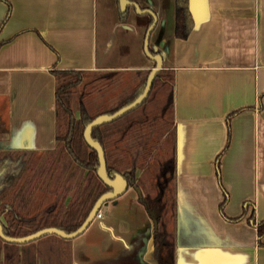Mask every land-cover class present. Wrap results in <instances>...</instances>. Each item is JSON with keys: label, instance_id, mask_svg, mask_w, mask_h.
Wrapping results in <instances>:
<instances>
[{"label": "crops", "instance_id": "obj_1", "mask_svg": "<svg viewBox=\"0 0 264 264\" xmlns=\"http://www.w3.org/2000/svg\"><path fill=\"white\" fill-rule=\"evenodd\" d=\"M136 1L156 14L149 49L172 77L175 264H264V0H188L185 37L175 34V0ZM119 10L118 0H0L1 149L55 147L52 68L154 65L143 50L148 19L142 29ZM133 190L80 234L53 240L67 264H99L102 252L107 264H129L139 244L141 264H154V209Z\"/></svg>", "mask_w": 264, "mask_h": 264}, {"label": "trees", "instance_id": "obj_2", "mask_svg": "<svg viewBox=\"0 0 264 264\" xmlns=\"http://www.w3.org/2000/svg\"><path fill=\"white\" fill-rule=\"evenodd\" d=\"M128 9L129 6L123 11L119 10L121 20L126 18ZM150 21L149 16L147 24ZM192 25L188 0H175V34L185 37ZM148 71L149 69L144 71L138 82L109 112L131 101L142 90ZM51 72L55 79V147L41 151L0 148V220L3 232L7 235H25L46 226L72 231L84 220L96 198L109 189L96 173L97 152L83 136L85 124L95 115L89 113L81 97L78 108L74 109L72 106L74 89L80 84L84 86L88 77L95 80L96 73L71 68H52ZM171 81L169 70L158 69L147 96L139 105L147 103L162 92L164 98L169 100L171 109ZM129 112L92 127L91 135L103 147L108 175L112 176L117 171L127 179L128 185H138L142 181L138 172L146 168L140 155L152 134L144 138L142 132L132 134L129 126L112 127L114 120ZM167 146L165 158H159L157 151L154 153L159 161L155 168V183L159 186L155 202L159 206L152 213L157 221V228L152 233L154 264H175L174 231L168 227L174 210L173 133L167 140ZM152 150L149 148L148 153ZM168 186L172 188L169 203L164 199L165 188ZM139 198L145 203L143 196ZM244 215L242 212L232 219L237 220ZM247 218L254 222L253 208ZM256 227L258 235H264V220H260ZM58 239L64 238L52 233L43 235L36 241L20 244L5 242L0 237V264H52V257L45 256V253L48 254L46 251L52 250L55 251L53 259L56 264H67L68 249L53 242ZM39 241L48 248L35 244Z\"/></svg>", "mask_w": 264, "mask_h": 264}, {"label": "rangeland", "instance_id": "obj_3", "mask_svg": "<svg viewBox=\"0 0 264 264\" xmlns=\"http://www.w3.org/2000/svg\"><path fill=\"white\" fill-rule=\"evenodd\" d=\"M129 11H131L130 15H132V17L134 16V24L137 27L140 26L142 29H145V22L150 15L148 13H138L136 10L133 11L132 7H129ZM126 33L127 34L124 36L125 41L128 44L132 38L133 32L127 31ZM149 63L151 64L149 66H152L153 62ZM145 70L146 69L138 70L131 68L126 70L112 69L97 72L95 74V80L88 77L87 82L84 83V86L80 84L74 89L72 96L73 108H78V101L81 97L91 115L109 112V110L132 89V87L136 84V80L144 74ZM160 93L161 94L157 95L153 99L151 98L147 103L142 105L138 104L134 108L130 109V112L127 115L120 119L114 120L112 124V127L114 128L129 126V131L132 134L135 132H142L144 138L152 134L147 141V146L140 155V160L145 162L146 168L144 167L140 173L138 172L137 168L138 174H141L142 176V181H140L137 185L138 189L140 190V194L136 188L131 192L132 197L135 194L137 197L143 196L146 204L151 209H155L159 206L155 202V196L159 190V186L155 183V168L158 167L159 161L154 157V153L157 151L159 152V158H165V153L168 148L167 140L171 138L173 133L171 109H169L168 102L169 100L167 101L166 98H164V93ZM149 148L153 149L150 153H148ZM171 189V186L165 188L166 195H164V199L168 203L170 202ZM132 197L130 199H133ZM126 200L128 201V199ZM109 201L110 200L104 201L100 206V210L103 211L104 217L107 215L108 205L110 203ZM150 226L152 227V221ZM39 242L35 244L38 246L41 245L44 249L48 248L44 244L42 245V241ZM46 252L48 254L45 253V256H50L53 259L55 251L52 250ZM98 256H100V254ZM105 257L106 256H104L102 252L101 256L97 259V261H100L99 264H107V258Z\"/></svg>", "mask_w": 264, "mask_h": 264}, {"label": "water", "instance_id": "obj_4", "mask_svg": "<svg viewBox=\"0 0 264 264\" xmlns=\"http://www.w3.org/2000/svg\"><path fill=\"white\" fill-rule=\"evenodd\" d=\"M118 4H119V9L122 11L127 6L131 5L135 8V10L138 13H148L151 16V21L148 24L143 37V50L145 54L154 61V65L149 68L142 90L131 101L121 105L112 112L100 113L95 115L84 126L83 129L84 139L89 144V146L95 149L97 152L98 165L96 167V173L99 176V178L107 186H109V189L102 192L96 198L84 220L74 230L67 232L55 226H46L25 235L12 236V235H7L3 232L2 223L0 220V237L5 241L13 242V243H27L45 234H51V233L59 235L63 238H72L84 231V229L89 225V223L95 217L97 210L100 209V206L104 201L114 199L115 197L122 194L127 189L128 186L127 179L120 172L115 171L112 176L108 175L103 147L97 139L92 137L91 130L92 127L96 125L102 124L104 122H108L124 114L125 112L134 108L144 100V98L147 96L151 88L152 80L155 73L157 72L158 69L162 68V56L161 53L159 52H151L148 45L150 32L157 19L153 9L150 6L140 7L136 0H118ZM133 187H135L140 194V190L138 189L137 185H133ZM156 228H157V221L155 218H153V230H156Z\"/></svg>", "mask_w": 264, "mask_h": 264}, {"label": "flooded vegetation", "instance_id": "obj_5", "mask_svg": "<svg viewBox=\"0 0 264 264\" xmlns=\"http://www.w3.org/2000/svg\"><path fill=\"white\" fill-rule=\"evenodd\" d=\"M140 250H141L140 244L134 247L133 257L127 258V259H131L130 260L131 264H141L140 257H139L140 256V254H139L140 253L139 252ZM130 262H129V264H130Z\"/></svg>", "mask_w": 264, "mask_h": 264}, {"label": "built area", "instance_id": "obj_6", "mask_svg": "<svg viewBox=\"0 0 264 264\" xmlns=\"http://www.w3.org/2000/svg\"><path fill=\"white\" fill-rule=\"evenodd\" d=\"M101 214H102V213H101V210H100V209H98V210H97V212H96V214H95V217H100V216H101Z\"/></svg>", "mask_w": 264, "mask_h": 264}]
</instances>
